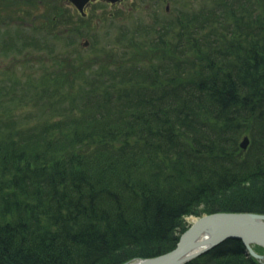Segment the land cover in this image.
Instances as JSON below:
<instances>
[{
  "label": "trees",
  "instance_id": "trees-1",
  "mask_svg": "<svg viewBox=\"0 0 264 264\" xmlns=\"http://www.w3.org/2000/svg\"><path fill=\"white\" fill-rule=\"evenodd\" d=\"M37 1L29 72L0 77V264H122L171 250L185 215L264 213V0H178L87 50L54 0H0V22ZM245 250L184 264H264Z\"/></svg>",
  "mask_w": 264,
  "mask_h": 264
},
{
  "label": "rangeland",
  "instance_id": "rangeland-1",
  "mask_svg": "<svg viewBox=\"0 0 264 264\" xmlns=\"http://www.w3.org/2000/svg\"><path fill=\"white\" fill-rule=\"evenodd\" d=\"M14 1H24V0H14ZM54 1H56L59 6H63L69 9V12L71 11L70 13L73 15V19L75 21L78 20L79 13L77 9L71 3H69L67 0H54ZM166 3L169 4V8L167 11H165ZM180 4L181 3H179L178 0H122L114 4L108 3L106 1L95 0L91 2V4L86 6V12L88 13V16L84 18L87 20V23L83 22V26L80 27L82 34L76 36V39H75L76 47L87 50L91 47V43H92V40H94V38H97V40L94 41V44L98 43L100 45V43L101 44L103 43L102 38L100 36L105 37L104 43H107L108 41L110 43L111 41H113L116 35L114 34V32H116V28L120 24H122V23L117 24V21L129 22L130 21L129 16L132 18L141 17L145 20H149V16L151 12L155 9V7H158V10L160 13L171 14L173 12L172 9H174L175 7H178V5ZM29 9H30V14H29V17L27 18H21L20 15L18 16L15 15L18 13V12H15L14 14L8 16L5 20H2V22H0V40H1L0 43L3 40H6L10 36V39L5 42L6 47H10L13 45L14 41L12 39L16 35L20 39H26L27 41L26 42L27 46L23 50V53L21 54H15L11 52L4 54L0 52V77L2 76L3 71L5 70H10V71L14 70L15 75H18L19 69L12 68V64L14 63L18 64L22 60H27L26 64L29 63L28 60L31 57L29 53L30 48H29L28 43H29V37L31 35V27H32L31 20L33 18L34 12L36 13L39 12L40 14H43L45 11L44 6L39 1H37L36 6L32 8L30 7ZM104 14H107L109 18L112 17L115 20V23L113 26L111 27L109 26V23L107 22L109 21V19H107V21H104V22L102 21V23L96 20L98 19L96 18L98 15H104ZM104 23L106 24V27ZM84 39L88 40L87 45H84ZM28 67H29V64H27V66L25 65L26 73L29 72ZM20 110L21 108L19 109V111ZM242 136H244V134ZM242 136L240 137V140ZM246 136L248 135L246 134ZM203 214H206V213H203ZM198 217L200 216H196L192 214L185 215L182 218V220L178 222L176 230H179V231H176V235L179 234L178 232H181L183 228L189 227L192 224L193 220Z\"/></svg>",
  "mask_w": 264,
  "mask_h": 264
},
{
  "label": "water",
  "instance_id": "water-1",
  "mask_svg": "<svg viewBox=\"0 0 264 264\" xmlns=\"http://www.w3.org/2000/svg\"><path fill=\"white\" fill-rule=\"evenodd\" d=\"M84 14V5L89 0H69ZM116 2L118 0H107ZM168 8V5L166 6ZM87 41H85V44ZM248 137L244 136L240 145L246 148ZM181 233L174 248L162 254L137 258L122 264H184L206 252L228 238L240 239L246 254L264 262V253L254 249V245L264 247V213L249 211L213 212L203 214Z\"/></svg>",
  "mask_w": 264,
  "mask_h": 264
},
{
  "label": "bare ground",
  "instance_id": "bare-ground-1",
  "mask_svg": "<svg viewBox=\"0 0 264 264\" xmlns=\"http://www.w3.org/2000/svg\"><path fill=\"white\" fill-rule=\"evenodd\" d=\"M196 219H194L193 221H195Z\"/></svg>",
  "mask_w": 264,
  "mask_h": 264
}]
</instances>
